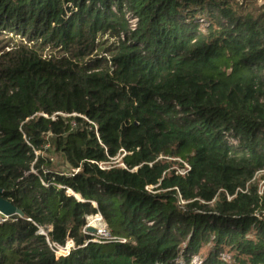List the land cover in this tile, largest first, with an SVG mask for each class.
I'll use <instances>...</instances> for the list:
<instances>
[{"label": "trees", "instance_id": "16d2710c", "mask_svg": "<svg viewBox=\"0 0 264 264\" xmlns=\"http://www.w3.org/2000/svg\"><path fill=\"white\" fill-rule=\"evenodd\" d=\"M240 1L0 0V189L23 212L0 264H264V3Z\"/></svg>", "mask_w": 264, "mask_h": 264}, {"label": "built area", "instance_id": "2783aa9c", "mask_svg": "<svg viewBox=\"0 0 264 264\" xmlns=\"http://www.w3.org/2000/svg\"><path fill=\"white\" fill-rule=\"evenodd\" d=\"M238 2H241V1L238 0ZM129 18H130L129 20H130V23L132 24V27H135L137 19L131 18V17ZM102 166L105 167L104 165ZM32 172L36 174V171L34 169L32 170ZM41 181L44 185H47L46 181H44L43 179ZM13 217L14 216H7L3 214L2 212H0V225L12 221ZM91 225H93L95 229L91 227ZM89 228H93L95 232L90 231ZM84 232L92 234V239H91L92 242L103 243V242H109L111 239H113L111 232L107 228V225L103 217L100 214H96L87 219V224L84 228ZM39 233L44 234V235L47 234L46 230L43 228H40ZM87 243L88 242L86 241L85 244ZM50 246L53 248L56 258L68 256L72 250L77 248V246L75 245V242L72 239H67L64 245L53 243V244H50ZM190 264H200L199 258L194 257L191 260Z\"/></svg>", "mask_w": 264, "mask_h": 264}, {"label": "rangeland", "instance_id": "374dc122", "mask_svg": "<svg viewBox=\"0 0 264 264\" xmlns=\"http://www.w3.org/2000/svg\"><path fill=\"white\" fill-rule=\"evenodd\" d=\"M256 1L258 3H264V0H256ZM43 155L51 158V160L53 161L52 169L54 171H58L60 173H70L72 171L70 166L65 161L64 157L60 153L55 151V148L53 145L48 150L47 149L44 150ZM262 176H263V174L257 175V180L260 182L261 187L264 186V179H262ZM91 227H93L95 229V227L93 225H91ZM205 252H206L205 250L202 251V253H204V254H205Z\"/></svg>", "mask_w": 264, "mask_h": 264}, {"label": "water", "instance_id": "95a60500", "mask_svg": "<svg viewBox=\"0 0 264 264\" xmlns=\"http://www.w3.org/2000/svg\"><path fill=\"white\" fill-rule=\"evenodd\" d=\"M0 212L7 216H23V212L16 207L11 201L2 197V189H0ZM90 231L95 232L93 228H89Z\"/></svg>", "mask_w": 264, "mask_h": 264}]
</instances>
